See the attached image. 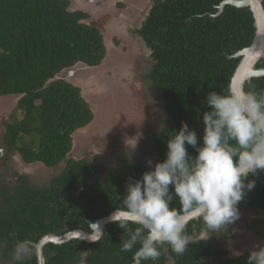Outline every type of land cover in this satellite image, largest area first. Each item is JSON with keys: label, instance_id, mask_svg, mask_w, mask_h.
Masks as SVG:
<instances>
[{"label": "trees", "instance_id": "1", "mask_svg": "<svg viewBox=\"0 0 264 264\" xmlns=\"http://www.w3.org/2000/svg\"><path fill=\"white\" fill-rule=\"evenodd\" d=\"M150 1L137 33L151 50L152 64L145 79L160 93L165 111L161 128L152 136L155 164L166 158L168 134L179 131L182 121L202 136V113L209 110L205 97L210 91H227L240 61L233 54L251 43L255 27L248 7L226 4L218 13L223 0ZM70 5V0H0V97H17L10 119L4 122L3 145L6 151L17 152L25 164L40 162L51 169L63 162L45 186L18 175L13 188L0 192L1 263L12 264L18 240L30 243L48 233L91 231L90 222L121 209L128 179H139L150 170L146 164L121 160L100 174L90 157L70 153L74 133L93 121L94 112L77 85L55 77L77 64L99 65L106 54L105 38L88 23L89 13ZM116 6L124 8L125 3L116 0ZM257 67H264V58ZM253 86L264 90V76L246 81L244 91ZM187 150L196 155L190 146ZM248 179L255 186L239 202L238 210L264 211V171L257 170ZM170 207L182 211L175 197ZM244 227L264 240L263 218L252 217ZM202 229L199 217L186 224L185 232L190 237ZM123 236L124 229L111 221L95 242L73 238L46 243L45 264L81 260L133 264L139 244L122 252ZM160 253L158 260L140 264H245L249 254L224 257L211 240L201 238L190 240L183 255L166 244L160 245ZM24 264H37V256Z\"/></svg>", "mask_w": 264, "mask_h": 264}, {"label": "clouds", "instance_id": "2", "mask_svg": "<svg viewBox=\"0 0 264 264\" xmlns=\"http://www.w3.org/2000/svg\"><path fill=\"white\" fill-rule=\"evenodd\" d=\"M205 102L209 110L202 113V136L182 121L179 131L168 134L166 158L154 165L147 160L150 170L126 182L122 207L111 219L124 229L122 252L139 244L135 264L158 260L161 244L183 255L190 244L186 215L201 218L207 237L233 223L240 215L239 202L255 186L248 177L264 171V90L256 91L253 86L236 94L229 85L221 94L210 91ZM174 197L182 211L170 207ZM130 224L138 226L132 229ZM36 255L37 249L28 240H18L12 249V264H24ZM245 264H264V246L250 250Z\"/></svg>", "mask_w": 264, "mask_h": 264}, {"label": "rangeland", "instance_id": "3", "mask_svg": "<svg viewBox=\"0 0 264 264\" xmlns=\"http://www.w3.org/2000/svg\"><path fill=\"white\" fill-rule=\"evenodd\" d=\"M87 1L70 0V8L87 11V21L99 22L100 19L107 48L96 72L85 77L80 68L75 79L65 76L81 89L94 112L93 121L74 133L71 155L76 158L90 157L100 174L121 160L146 164L151 159L154 165L156 156L152 136L161 128L165 111L160 93L145 79L152 59L149 48L137 33L151 1L125 0L124 8H117L115 1L105 6L89 5ZM107 8L112 12L108 9L110 13H105ZM107 13L110 18L105 20ZM76 66L79 68L80 64ZM63 73L65 71L61 76H64ZM16 98L0 97V148L2 123L10 119ZM5 160L6 164L0 160V185L8 187L17 184L14 172L25 174L31 184L45 186L63 165L60 163L49 169L40 162L23 164L15 154ZM1 201L0 197V204ZM239 213L237 220L221 228L218 233L207 237L208 234L202 229L198 234L191 235L189 240H211L224 257L236 256L234 253L237 252L249 253L257 246H264V240L249 233L244 227V223L252 217L264 219V211L248 208ZM226 229L230 231L226 232ZM214 260L212 257L211 261ZM0 264L10 262L0 261ZM78 264L86 263L81 260ZM168 264H172V261H168Z\"/></svg>", "mask_w": 264, "mask_h": 264}, {"label": "water", "instance_id": "4", "mask_svg": "<svg viewBox=\"0 0 264 264\" xmlns=\"http://www.w3.org/2000/svg\"><path fill=\"white\" fill-rule=\"evenodd\" d=\"M88 1L91 4H100L102 1L105 0H88ZM262 1L263 0H223L218 5V13L223 10L226 4H230L235 7H248L253 17L255 32L251 43L248 46L237 51L235 54H233V56L236 58L240 57V61L236 66L230 80L231 89L236 94H239L240 92L244 91V85L246 81H249L252 77L264 76V67H257V64L260 63L261 59L264 58V7ZM88 23L96 26L101 31V33H103L104 31L103 25H100L96 21H88ZM98 67L99 66H88V65L80 64L78 68L76 65H74L73 67L64 70L65 71V73H63L64 76H61L62 72H64L62 71L55 78H63L66 81L71 82L70 80L65 78V76L75 79L74 77H77V75L81 71L80 68H82L85 77H87L89 76V74H92V72H96ZM3 150L4 149L2 148V151ZM253 175H257V171L253 173ZM119 210L120 209L111 211L106 216H103L95 220L94 222H90L89 227L91 231H87L84 229H73L61 235L48 233L42 236L37 242H30L37 249V255H36L37 264H45V259L43 256L42 249L46 243L52 242V243L60 244L73 238H77L87 243L98 240L102 235L105 225L113 221L111 217L116 211ZM185 218L188 223L191 219H198L199 217L192 214V215H186ZM133 264H135V261Z\"/></svg>", "mask_w": 264, "mask_h": 264}, {"label": "flooded vegetation", "instance_id": "5", "mask_svg": "<svg viewBox=\"0 0 264 264\" xmlns=\"http://www.w3.org/2000/svg\"><path fill=\"white\" fill-rule=\"evenodd\" d=\"M88 2V1H87ZM109 2V1H108ZM108 2H104V3H100V5L99 6H105ZM89 5H93V6H96V4H91V3H89ZM109 9V11H110V8H108ZM110 12H112V11H110ZM109 12V13H110ZM148 12V11H147ZM111 15V14H110ZM99 23V22H98ZM4 126V122L2 123V127ZM3 133H4V129H3V132H2V135H1V144H2V148L4 149L3 151H2V148H0V160H1V162L2 163H4V164H6V161L7 160H5L7 157H9V155H11V154H15V155H17L19 158H20V156H19V154L17 153V152H13V151H6V149H5V147H4V145H3V140H2V137H3ZM20 160H21V158H20ZM22 161V160H21ZM23 164H25V163H23ZM18 175H25V174H22V173H19V172H14V181L16 180V181H18ZM15 186V185H14ZM13 186V187H14ZM13 187H8V186H6V185H0V192L2 191V190H4V189H6V188H13Z\"/></svg>", "mask_w": 264, "mask_h": 264}, {"label": "bare ground", "instance_id": "6", "mask_svg": "<svg viewBox=\"0 0 264 264\" xmlns=\"http://www.w3.org/2000/svg\"><path fill=\"white\" fill-rule=\"evenodd\" d=\"M74 141H75V137H74ZM75 144V143H74Z\"/></svg>", "mask_w": 264, "mask_h": 264}]
</instances>
